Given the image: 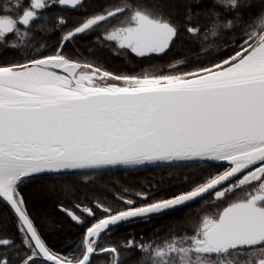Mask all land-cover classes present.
Returning a JSON list of instances; mask_svg holds the SVG:
<instances>
[{
	"label": "snow or ice",
	"instance_id": "1",
	"mask_svg": "<svg viewBox=\"0 0 264 264\" xmlns=\"http://www.w3.org/2000/svg\"><path fill=\"white\" fill-rule=\"evenodd\" d=\"M163 165L196 178L76 194ZM195 201L163 239L110 238ZM0 264H264V0H0Z\"/></svg>",
	"mask_w": 264,
	"mask_h": 264
},
{
	"label": "trees",
	"instance_id": "2",
	"mask_svg": "<svg viewBox=\"0 0 264 264\" xmlns=\"http://www.w3.org/2000/svg\"><path fill=\"white\" fill-rule=\"evenodd\" d=\"M66 14L72 15V12L69 10ZM39 42L43 43L44 41L41 39ZM85 54L88 55L87 53ZM174 55L179 56V53ZM106 66L122 67L118 60L108 62ZM161 66H164L165 70H167L164 63ZM144 67L151 70L147 64ZM194 178H196L195 170L183 165H163L136 170L120 169L98 174L86 186L79 187L76 194L81 199L87 197L88 200L94 198L112 200L124 194V189L128 190V195H133L136 191L140 190H151L156 195H167L174 191L187 189ZM200 203V201H197L189 206L169 211L164 215L154 216L147 223L134 222L121 225L118 229L114 230L110 238L114 240L120 239L121 237H126L129 232H134L138 235L142 233L151 235L155 232L158 233V239H163L167 235L170 226L190 216H194ZM8 231L12 232L14 228L9 226ZM77 236V229L65 218L57 221V227L54 232L48 234V239L55 247L63 248L70 244L73 239H76Z\"/></svg>",
	"mask_w": 264,
	"mask_h": 264
},
{
	"label": "water",
	"instance_id": "3",
	"mask_svg": "<svg viewBox=\"0 0 264 264\" xmlns=\"http://www.w3.org/2000/svg\"><path fill=\"white\" fill-rule=\"evenodd\" d=\"M195 202H197V201H195ZM195 202H193V203H195ZM193 203H191V204H193ZM191 204H189V205H191ZM189 205H187V206H189ZM181 208H183V207H181ZM178 209H180V208H178Z\"/></svg>",
	"mask_w": 264,
	"mask_h": 264
}]
</instances>
